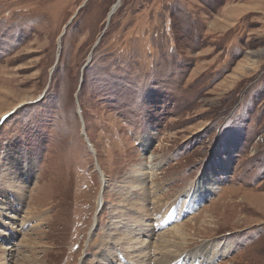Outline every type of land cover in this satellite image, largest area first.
I'll return each instance as SVG.
<instances>
[{
  "label": "rangeland",
  "instance_id": "rangeland-1",
  "mask_svg": "<svg viewBox=\"0 0 264 264\" xmlns=\"http://www.w3.org/2000/svg\"><path fill=\"white\" fill-rule=\"evenodd\" d=\"M0 191V264H264V0H0Z\"/></svg>",
  "mask_w": 264,
  "mask_h": 264
},
{
  "label": "bare ground",
  "instance_id": "bare-ground-1",
  "mask_svg": "<svg viewBox=\"0 0 264 264\" xmlns=\"http://www.w3.org/2000/svg\"><path fill=\"white\" fill-rule=\"evenodd\" d=\"M147 138V137H146ZM144 138V139H146ZM143 143H145V141L143 140ZM13 166H15V164L13 163ZM18 168V167H16ZM12 169V167L10 168ZM9 169V170H10ZM6 174V173H5ZM23 174L27 175L28 172H24ZM203 174H200L194 181L193 183L187 188L185 189L182 193L181 196L186 194V201H184V203H182L181 205H179L180 209L187 215L189 214H193V212L199 208H201V206L203 205V201L206 199V197H211L210 193H211V189L217 188L218 187V183L212 179L210 180H206V178L204 176H202ZM20 181V179H19ZM21 184V183H20ZM214 190V189H213ZM1 192V191H0ZM19 195V194H18ZM2 196V195H1ZM180 196V197H181ZM13 202V201H12ZM17 202V201H16ZM20 202V201H19ZM5 204V203H4ZM99 204V203H98ZM172 208V207H171ZM178 209V208H177ZM171 210V209H170ZM169 210V211H170ZM172 211V210H171ZM178 212V211H177ZM180 213V212H179ZM165 211L162 213L161 218L159 219V223L160 224H165L168 222V220H165ZM171 214L169 215L170 218ZM179 215H177L178 217ZM185 216V215H184ZM135 218V217H134ZM171 234L173 238L177 235L180 234V226H173L172 230H170ZM175 258V257H174ZM161 259L164 260L162 261V264H171V262H173L172 260H168L166 262V255L165 254H161ZM213 259V258H212ZM214 260V259H213ZM212 261V260H211ZM206 262V261H205Z\"/></svg>",
  "mask_w": 264,
  "mask_h": 264
},
{
  "label": "water",
  "instance_id": "water-1",
  "mask_svg": "<svg viewBox=\"0 0 264 264\" xmlns=\"http://www.w3.org/2000/svg\"><path fill=\"white\" fill-rule=\"evenodd\" d=\"M114 9H115V8H114ZM114 9L111 11V14L114 12ZM111 14H110V15H111ZM110 15H109V17H110ZM8 116H9V115H6L5 117H3V118L1 119V122L4 121Z\"/></svg>",
  "mask_w": 264,
  "mask_h": 264
}]
</instances>
